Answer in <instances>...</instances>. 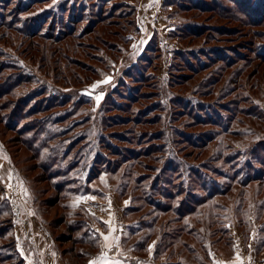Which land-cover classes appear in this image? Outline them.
I'll return each instance as SVG.
<instances>
[{"label": "trees", "instance_id": "obj_1", "mask_svg": "<svg viewBox=\"0 0 264 264\" xmlns=\"http://www.w3.org/2000/svg\"><path fill=\"white\" fill-rule=\"evenodd\" d=\"M46 1L48 0H30L23 3V0H0V122L8 130L12 127L18 130V140L31 151L51 189L57 192L56 202L75 196L73 203L61 205L64 216L69 217L66 221L69 239H72L74 245L81 246L75 251V256L89 258L100 248L92 220L88 222L87 217L80 215L81 212L88 214L81 197L91 192H102L100 184L108 183L110 187V181H113L119 182L120 193L128 194L130 200L135 202L126 208V214L134 211L141 213L137 222L129 225V234L124 237L135 253L148 249L151 242L158 238L152 254L156 260L164 259L160 264H210L212 257L209 250L212 241L208 243V236L201 232L199 226L202 219H195V214L211 217L214 209L219 207L217 198L222 194L223 181L211 177L210 173L227 180L224 181V189L232 183L245 185L250 181H264V109L259 103H252L250 108H241L244 115H249L248 118L255 121V128L237 125L232 127V123L227 120H217L224 134L242 139H247L252 134L246 142L234 145L235 147L224 144V149H232L223 159L227 168L224 166L222 169L223 165L216 167L210 162L205 166L197 164L190 155L184 153L183 147L205 144L208 138L216 135V131L208 132L210 136L204 133L198 137L185 133L166 114L170 115L173 111L175 117L177 111L186 112L192 121L185 125L190 127L194 123H203L201 121L207 120L208 114L205 117L196 110L194 112V104L190 103V99L180 102V99L175 98L173 89L169 87L170 90H166L162 84L155 89L157 102L154 101L145 108L133 106L139 99L148 97L149 93L141 92L137 84L153 77L149 71L152 68L150 57H140L141 64L135 62L125 66V69H118V84L106 92L98 116L90 121L87 117L90 110H86L90 108L91 98L80 92L84 87L82 82L89 80L92 74L102 77L108 72H114L116 65L120 64L117 62L130 54V35L132 31L137 33L140 30L136 18L138 0L129 11H117L118 0H82V5L64 9L61 7L63 10L53 4L47 8L33 9ZM238 1L244 6L247 0ZM167 2L183 12L191 9L209 10L228 20H242L249 15L246 7L240 8L245 17L237 14V11H229L221 0ZM261 6L264 8V0ZM66 10L70 12L67 18L64 16ZM86 16L91 17L87 25L76 31V24ZM125 17L127 18L124 19ZM256 21L260 22L261 19ZM189 26L177 32L184 36L201 33V23L191 22ZM95 29L97 32L94 42L90 43L97 47L98 52H103L94 58L96 63L84 68L80 59L70 56L68 52L62 56L67 61L64 68L59 72L55 71L56 79L53 80L49 79V68H44L46 72L41 73L17 50L11 49L16 46L17 38H21L22 44L28 41L29 48L35 46L34 43L38 45L43 42L46 47L60 46L57 50L63 53L61 47L70 45L68 37L72 35L78 38L75 44L79 49L83 46V38ZM40 41L42 42L39 43ZM144 51L159 55L156 35L152 36ZM253 51L264 62V43L256 44L254 41ZM177 53L176 57L183 51ZM45 61L44 63H48ZM184 62L172 63L170 66L189 69L194 73L205 64L200 61L193 65L187 59ZM228 62L224 61V65ZM132 80L136 84H131ZM30 85L34 87H29ZM15 95L19 97L15 99ZM111 110L113 113H107ZM230 111L233 114L241 112L236 108ZM152 113L154 114L151 115ZM31 114L36 116L19 127L18 120ZM82 115L84 117L79 119L75 117ZM239 120H236L237 123ZM89 121L91 128L73 131L75 127L85 126ZM128 124L132 127H124ZM78 144L80 145L76 147ZM124 163L128 165L119 176L117 170ZM71 172L79 176L87 172L85 182L71 187L73 181L68 177ZM100 174L107 177L102 178L104 182L96 183ZM92 184H97V189L92 190ZM203 206H208L207 211L204 212ZM2 210L0 209V214ZM168 212L172 216L165 223H159L160 214ZM85 226L86 229L83 230ZM169 227L173 228L168 229ZM7 228L9 227L0 225V239L5 237ZM92 233L96 236L93 237ZM87 245L97 251L86 248ZM2 248H6L5 244H0L1 263L12 257L11 253L3 255ZM167 257L176 259L167 261Z\"/></svg>", "mask_w": 264, "mask_h": 264}, {"label": "rangeland", "instance_id": "obj_2", "mask_svg": "<svg viewBox=\"0 0 264 264\" xmlns=\"http://www.w3.org/2000/svg\"><path fill=\"white\" fill-rule=\"evenodd\" d=\"M81 1L48 0L34 6L33 9L47 8L48 5L53 4L56 8L60 7V10H63L64 7L82 5ZM161 1V5L160 0L158 5L156 1L143 5L142 0L138 2L137 0H118L117 11L122 9L129 11L137 2L136 18L138 23L143 25V29L137 33L132 31L130 35L131 52L117 62L120 64L116 65L114 72H108L102 77L89 74V80L82 82L84 87L80 92L91 98L90 108L86 110V112L90 110L87 117L93 121L98 116V110L106 92L118 84L116 75L119 68L125 69V66H130L135 62L141 64L140 57L144 59L150 57L152 68L149 71L153 77L142 84H137L141 92H149L148 97L139 99L133 106L139 109L147 107L154 101L157 102L155 89L161 84L166 90H170L169 87L173 89L175 98L180 99V102L190 99V103L194 104L192 106L194 112L196 110L205 117L208 114L207 120L197 125L194 123L190 127L185 125L186 122L192 121L191 116L186 112L177 111L174 117L171 111L170 115L166 114V117L169 120L174 119L173 122L177 128L185 133L197 137L207 133L210 136L208 132L212 130L216 131V135L208 138L205 144L195 147L186 146L184 148L183 144L179 143L185 151L183 152L202 166L210 162L216 167L223 165L222 169L224 166L227 168L223 159L232 149H224V144L239 145L246 142L252 134L247 136V139L224 134V130H220L221 124L218 121L227 120L230 124L232 123V127L237 125L253 128L255 121H251L248 118L249 115H244L241 108H250L252 103H259L264 109V62L253 51L254 41L256 44L264 43L262 0H247L244 6L240 5L238 0H221L229 11H237V14L244 17L240 8L246 7L249 15L248 18L245 17L242 20L220 18L215 12L209 10L191 9L183 12L177 10L174 5L168 4L167 0ZM27 2L30 0H23V3ZM69 14V10H66L64 16L67 18ZM90 18L86 16L80 19V22L76 24V31L86 26ZM259 18L261 21H256ZM191 22L202 24L201 33L184 36L177 32L190 27ZM152 28L157 29L154 35L158 39L160 50L158 56L155 52L144 51ZM96 32L97 29L86 35L81 44L84 47L81 46L79 49L75 44L78 38L71 35L67 38L70 45L65 44L61 47L63 53L57 50L60 46L46 47L42 41L39 42L42 44L38 45L30 42L35 46L29 48L28 41L22 44L21 38H17L15 42L17 48L14 46L11 49L17 50L20 55L28 59L33 68L41 73L49 68L50 73H47L49 79L53 80L56 79L55 71L59 72L64 68L67 61L62 56L67 55L68 52L70 56L80 59L83 63L80 65L84 68H89L96 63L94 59L96 55L103 53L101 50L98 52L97 47L90 43V41L94 42ZM178 51H183V53L176 57ZM184 59L193 65H197L200 61H204L205 64L201 67L196 66L199 68L194 73L189 69L170 66L172 63H185ZM45 60L48 63H44ZM224 61L229 62L224 65ZM130 83L136 84L135 80ZM119 89L122 88L119 87ZM18 97V95L14 96L15 99ZM36 97L41 96L36 95ZM200 103L204 105H199ZM232 108L241 110V112L237 111L233 114V111H230ZM107 113H113V111ZM211 114L214 117L213 120ZM35 116L31 114L19 119L18 126L20 127ZM75 117L79 119L84 116ZM237 119H240L238 123ZM90 121L85 126L75 127L73 131L91 128ZM128 126L132 127L130 124L124 127ZM17 131L15 127L6 129L0 122V209H3L0 214V225L9 227L5 237L0 239V244L6 246L1 250L3 255L12 254V257L0 264H106L111 259L117 260V264H160L164 261L163 258L159 260L153 258V248L158 238L151 242L148 249L139 253H135L129 247L127 240H124V237L129 234V225L136 223L141 213L134 211L126 214V208L135 202L130 200L128 194L120 193V186L117 184L119 182L114 183L113 181H110V187L108 183L100 184L102 192H91L81 197L80 200L88 214L81 212L80 215L87 217L88 222L92 220L91 224L99 238L100 248L89 258L75 256V251L81 246L74 245L72 239H69V231L66 228V221L69 217L67 215L65 217V213L61 210L62 203H73L72 199L75 196H70L68 200L55 201L57 192L51 189L43 170L37 165V159L18 140ZM112 139L117 141L115 138ZM219 157L221 159H218ZM127 165L126 163L120 165L117 170L119 176ZM211 174H209L211 177L223 181L222 194L217 198L219 207L214 209L211 217H203L204 214H195L197 217H194L202 219L199 228L208 236V243L212 241V247L209 250L212 257L210 264H264V181H250L245 185L232 183L224 189V181L227 182V180L218 174ZM86 176L87 172L81 176L71 172L68 175L73 181L71 187L72 185L77 187L85 182ZM99 177L96 183L104 182L102 178L107 175L100 174ZM92 185V190L97 189V184ZM207 207L203 206L204 212L207 211ZM62 213L63 217H61ZM170 216H172L170 212L160 214L159 223L161 221L165 223ZM96 234L91 235L94 237ZM86 248L93 252L96 250L88 245ZM172 259L176 257L166 258L167 261H172Z\"/></svg>", "mask_w": 264, "mask_h": 264}, {"label": "crops", "instance_id": "obj_3", "mask_svg": "<svg viewBox=\"0 0 264 264\" xmlns=\"http://www.w3.org/2000/svg\"><path fill=\"white\" fill-rule=\"evenodd\" d=\"M155 1L157 2L156 5H158L159 0H142V4H143V5H148L149 3H151V2H155ZM161 2H162V1L160 0V5L162 4ZM138 26H139V29H140V30L143 29V25H142V24L140 25V24L138 23ZM155 30H157V29H156V28H152V32H151L150 37H149V39H148L149 41H148V40L146 41L145 46L147 45L148 42H150L152 36L154 35V31H155ZM110 230H111V228H110ZM103 253H104V252H103ZM122 260H123V259H122ZM126 260H127V259H126ZM109 261H110V262H108V263H106V264H117V262H118L117 260H114V259H111V260H109ZM123 261H124V260H123Z\"/></svg>", "mask_w": 264, "mask_h": 264}, {"label": "snow or ice", "instance_id": "obj_4", "mask_svg": "<svg viewBox=\"0 0 264 264\" xmlns=\"http://www.w3.org/2000/svg\"><path fill=\"white\" fill-rule=\"evenodd\" d=\"M105 239H107V237H105Z\"/></svg>", "mask_w": 264, "mask_h": 264}]
</instances>
